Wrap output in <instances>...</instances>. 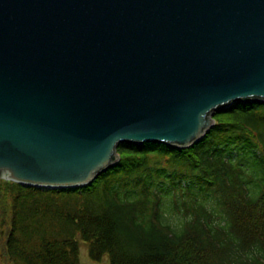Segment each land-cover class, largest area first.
<instances>
[{
    "label": "water",
    "instance_id": "water-1",
    "mask_svg": "<svg viewBox=\"0 0 264 264\" xmlns=\"http://www.w3.org/2000/svg\"><path fill=\"white\" fill-rule=\"evenodd\" d=\"M236 102L264 103V0H0L2 178L86 186Z\"/></svg>",
    "mask_w": 264,
    "mask_h": 264
},
{
    "label": "trees",
    "instance_id": "trees-1",
    "mask_svg": "<svg viewBox=\"0 0 264 264\" xmlns=\"http://www.w3.org/2000/svg\"><path fill=\"white\" fill-rule=\"evenodd\" d=\"M198 143L124 142L81 187L18 186L0 264H264V103L216 113ZM6 199L0 187V216Z\"/></svg>",
    "mask_w": 264,
    "mask_h": 264
},
{
    "label": "rangeland",
    "instance_id": "rangeland-1",
    "mask_svg": "<svg viewBox=\"0 0 264 264\" xmlns=\"http://www.w3.org/2000/svg\"><path fill=\"white\" fill-rule=\"evenodd\" d=\"M222 111V110H221ZM219 111V112H221ZM216 112V113H219ZM216 115V114H215ZM9 179L0 177V187L5 192L6 201H4V205H2V213L0 216V228L2 226L6 229L10 226V214L15 203L14 198L18 193V186L14 184L5 185L4 181ZM13 181V180H11ZM80 240V260L82 264H108L109 263V256L106 255L102 260H95L91 258L89 253V246L88 243L85 242L83 239L79 238Z\"/></svg>",
    "mask_w": 264,
    "mask_h": 264
}]
</instances>
